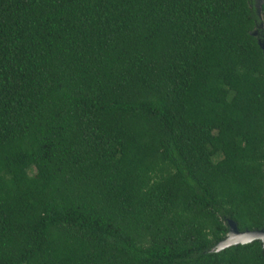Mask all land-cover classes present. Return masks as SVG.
Returning <instances> with one entry per match:
<instances>
[{
  "label": "trees",
  "instance_id": "1",
  "mask_svg": "<svg viewBox=\"0 0 264 264\" xmlns=\"http://www.w3.org/2000/svg\"><path fill=\"white\" fill-rule=\"evenodd\" d=\"M0 0V264H264V0Z\"/></svg>",
  "mask_w": 264,
  "mask_h": 264
},
{
  "label": "water",
  "instance_id": "2",
  "mask_svg": "<svg viewBox=\"0 0 264 264\" xmlns=\"http://www.w3.org/2000/svg\"><path fill=\"white\" fill-rule=\"evenodd\" d=\"M261 11V5L259 6V12ZM257 30L255 34H257ZM262 48L264 49V42L259 40ZM229 231L226 237L221 240L216 246V250H221L226 247L237 245V244H246L256 240L262 242L264 247V227L261 229H253V230H239L237 223L233 220L228 221Z\"/></svg>",
  "mask_w": 264,
  "mask_h": 264
},
{
  "label": "rangeland",
  "instance_id": "3",
  "mask_svg": "<svg viewBox=\"0 0 264 264\" xmlns=\"http://www.w3.org/2000/svg\"><path fill=\"white\" fill-rule=\"evenodd\" d=\"M260 3H261V0H256V6H257L258 11H259ZM257 31H258L257 34H259L260 32L262 33V39L261 40L264 42V24H261L260 29Z\"/></svg>",
  "mask_w": 264,
  "mask_h": 264
}]
</instances>
